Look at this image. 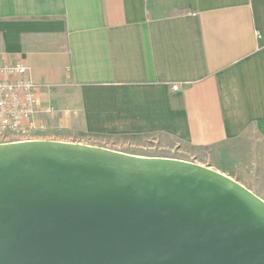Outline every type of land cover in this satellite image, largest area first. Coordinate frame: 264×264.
Instances as JSON below:
<instances>
[{"label":"crops","instance_id":"crops-1","mask_svg":"<svg viewBox=\"0 0 264 264\" xmlns=\"http://www.w3.org/2000/svg\"><path fill=\"white\" fill-rule=\"evenodd\" d=\"M6 63L67 130L193 147L257 136L264 181V0H0Z\"/></svg>","mask_w":264,"mask_h":264},{"label":"water","instance_id":"water-1","mask_svg":"<svg viewBox=\"0 0 264 264\" xmlns=\"http://www.w3.org/2000/svg\"><path fill=\"white\" fill-rule=\"evenodd\" d=\"M0 264H264V199L192 161L3 142Z\"/></svg>","mask_w":264,"mask_h":264},{"label":"rangeland","instance_id":"rangeland-1","mask_svg":"<svg viewBox=\"0 0 264 264\" xmlns=\"http://www.w3.org/2000/svg\"><path fill=\"white\" fill-rule=\"evenodd\" d=\"M41 138L106 147L129 155L167 157L196 162L217 169L264 199V181L260 168V142L257 136L210 147H193L161 135H94L67 130L52 122Z\"/></svg>","mask_w":264,"mask_h":264},{"label":"built area","instance_id":"built-area-1","mask_svg":"<svg viewBox=\"0 0 264 264\" xmlns=\"http://www.w3.org/2000/svg\"><path fill=\"white\" fill-rule=\"evenodd\" d=\"M172 87L178 90L180 85ZM39 92L25 65H0V143L33 140L52 128L59 109L42 107Z\"/></svg>","mask_w":264,"mask_h":264}]
</instances>
